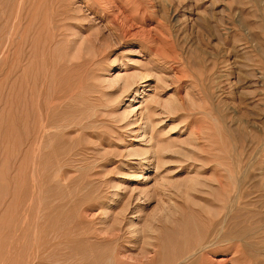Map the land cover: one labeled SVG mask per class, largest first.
I'll return each instance as SVG.
<instances>
[{
	"label": "rangeland",
	"instance_id": "1",
	"mask_svg": "<svg viewBox=\"0 0 264 264\" xmlns=\"http://www.w3.org/2000/svg\"><path fill=\"white\" fill-rule=\"evenodd\" d=\"M143 74L148 78L150 87H138L141 90L136 107L141 105L145 94L150 95L151 101L161 99L158 105L155 100L151 105L155 107L153 111L155 109V112L161 113H151L153 132L147 130L149 135L152 134L151 141L141 143H150L151 146L141 145L150 147V151L140 148L141 137L139 140L138 133L136 136L128 134L133 130L135 120V117L123 120V104L129 96L121 89L123 83L119 85L111 81L116 76H123L124 80L127 76L128 82L139 84ZM112 92L116 96L122 93L123 99L115 103V97H110ZM166 110H174V113ZM24 112L28 113L24 115ZM27 116L28 122H25ZM50 122L58 126L54 130V137L50 141L45 139L40 146L37 136L43 135ZM109 123L114 126L110 127ZM129 123L132 127L124 129L123 126ZM24 125L27 130L23 129ZM170 126L177 130H173V127L169 129ZM37 148H40L38 152ZM98 148L101 150L98 151ZM128 148H133L136 154L141 150L149 152L147 158L151 160L150 164L132 169V163L135 160L137 163L139 155L126 154ZM131 149L128 153H133ZM74 152L78 154L76 160H79L71 166L68 160ZM19 177L21 182L18 181ZM146 179L148 181L145 182ZM121 186L126 189L119 190ZM3 189L8 194L5 195ZM122 190L128 191L127 194ZM25 192H30L26 198ZM118 195L122 196L120 200ZM230 199H235L237 206ZM115 204H121L123 209ZM228 205L235 207L232 208L233 214L240 218L238 231H230L233 228L231 221L222 223L229 213ZM171 208L183 223L179 238L191 236V232L187 231L188 234L185 231V223L196 228L195 235L189 240L191 245L196 239L197 243L200 240L204 243L210 234H215L214 239L218 242L222 237L228 241L231 239L227 243L229 249L224 251L227 245H222L218 249L223 251L209 255L207 264H264V0H0V227L6 228L1 227L5 232L2 231L0 238L6 236L0 240V254L3 255L0 256V264H94L95 260V264H106L101 259L105 255H109L105 259L114 257L113 249L117 244L123 251L120 259L125 260L124 264H135L133 259L140 250L145 249L148 240L155 242L148 246V256L157 250L156 239L153 241L148 236L155 225L158 228L161 226L162 216ZM215 208H220V212L217 210L218 213H215ZM28 210L33 217L28 216ZM52 210L55 212L52 213ZM4 212H8L11 218ZM92 213H95V217ZM5 216L9 218L5 220L7 224ZM149 223L152 228L148 227ZM214 223H217V227ZM30 225H33L32 230ZM222 226L225 229L229 227L225 231ZM108 227H120L122 238L115 242L103 241L108 236ZM22 229L33 238V246H29L28 251L25 250L27 242H24ZM208 230L211 231L208 233ZM33 233L40 235L36 237ZM58 234L62 237L58 238ZM66 236L68 241L71 238L78 240V245L73 244L76 248L69 246L68 241L65 240L68 244L64 242ZM5 237L9 242L6 243ZM241 239L244 248L238 244ZM58 240L63 243H57L60 242ZM93 242L101 246L97 247ZM36 256H44V259H37ZM128 256H132L133 261L126 258Z\"/></svg>",
	"mask_w": 264,
	"mask_h": 264
},
{
	"label": "bare ground",
	"instance_id": "2",
	"mask_svg": "<svg viewBox=\"0 0 264 264\" xmlns=\"http://www.w3.org/2000/svg\"><path fill=\"white\" fill-rule=\"evenodd\" d=\"M76 38V37H75ZM145 68H146V66H145ZM144 69V68H143ZM147 69V68H146ZM41 70V69H40ZM147 71V70H146ZM131 73V72H130ZM139 73V72H138ZM98 74V73H97ZM148 75H149V73H147ZM96 75V74H95ZM100 75V74H99ZM134 75H136L137 76V73L135 74L134 73ZM102 76V75H101ZM115 76V75H114ZM132 76V75H131ZM111 77V76H110ZM139 77V76H138ZM152 77V76H151ZM103 78V77H102ZM147 77L143 74V78H141V81H140V83L139 84H137V82H132V81H127L128 79H127V76H126V79L124 80V78H123V76H116V77H114V78H112L111 79V81L112 82H116L117 84H119L120 85V83L123 85H121L122 87H121V89H123V91H124V93H125V95L127 94V96H129V97H127L126 98V103L125 104H123L124 106L123 107H125V111L124 112H122V115H123V120H125V118H128V117H135L134 119V126H133V130H131V132L129 131V129H128V131L130 132V133H128L129 135H131V133H133V134H135L134 136H136V134L138 133V135H139V137H138V139L141 137V141L139 142L140 143V148H142L143 147V149L145 148V149H147V151H150L149 149H150V147L149 148H146V147H144V146H142L141 147V145H145V146H151V145H147V143L148 142H144V143H146V144H141V143H143L142 141H146V140H148L149 142L151 141V138H152V134L150 133V135L147 133V130L149 129V130H152L151 132H153V127H152V125H153V122H151L150 121V118H152L151 117V113H154L155 112V109H154V111H153V108H155V107H153V106H151V105H153L152 103H153V101L155 100H153V101H151V97H149L148 95L146 96V94L144 95V97L142 98V102H141V105L139 106V107H136V105H135V103H136V101L138 100V97H140L139 96V94H140V90L141 89H139L138 87H141V88H144V87H150V84H148L147 83ZM155 79V78H154ZM102 80V79H101ZM151 81V80H150ZM155 81V80H154ZM103 82H104V80H103ZM146 82V83H145ZM156 82V81H155ZM107 83H109L108 81H107ZM143 83H145V84H143ZM105 84H106V82H105ZM156 84V83H155ZM118 85V86H119ZM153 85V84H152ZM105 86V85H104ZM113 86V85H112ZM120 87V86H119ZM107 88V87H106ZM111 88V87H110ZM113 88H115V85H114V87ZM153 88V87H152ZM151 88V89H152ZM155 88H158V87H156L155 86ZM160 88V87H159ZM38 90H39V88H37ZM104 89V88H103ZM120 89V88H119ZM114 90H116V89H114ZM157 90V89H156ZM52 91V90H51ZM90 91V90H89ZM157 91H159V89L157 90ZM157 91H155L156 93H157ZM160 91H161V89H160ZM159 91V92H160ZM35 92H36V90H35ZM49 92V91H48ZM91 92V91H90ZM98 93H99V91H97ZM103 92V91H102ZM115 92V91H114ZM114 92H112L111 94H110V97L112 96H114L113 98H114V101H115V103H117V102H119V101H121V99H123V96L124 95H122V93H121V95H118V96H116V94L114 93ZM162 92V91H161ZM37 93V92H36ZM39 93V92H38ZM47 93V92H46ZM45 93V94H46ZM107 93V92H106ZM120 93V92H119ZM142 93H144V92H142ZM48 94V93H47ZM51 94V93H50ZM97 94V93H96ZM161 94V93H160ZM44 95V94H43ZM86 95H87V93H86ZM92 95V94H91ZM98 95V94H97ZM156 95H158V94H156ZM155 95V96H156ZM37 96V95H36ZM40 96H42V95H40ZM65 96V95H64ZM63 96V97H64ZM84 96H85V94H84ZM161 96V95H160ZM92 97V96H91ZM145 97H147L146 99H145ZM158 97H159V95H158ZM82 98V97H81ZM156 98H157V96H156ZM58 99H60V98H58ZM68 99V98H67ZM158 99V98H157ZM160 99V98H159ZM158 99V100H159ZM167 99V98H166ZM168 99H170V96L168 97ZM176 99V98H175ZM65 100V99H64ZM90 100V99H89ZM97 100V99H96ZM102 100V99H101ZM100 100V101H101ZM156 101V103L157 102H159V101ZM177 100V99H176ZM67 101V100H66ZM92 101V100H91ZM160 101H161V99H160ZM166 101V100H165ZM172 101V100H171ZM171 101H169V102H171ZM37 102V101H36ZM51 101H48V103H50ZM69 102V101H68ZM26 103V102H25ZM172 103H173V107H175V104H176V102H175V104H174V99H173V101H172ZM181 103V102H180ZM38 104V103H37ZM36 104V105H37ZM58 104H60V103H58ZM90 104V103H89ZM155 104V103H154ZM166 104V103H165ZM171 104V103H170ZM73 105V104H72ZM157 105H158V103H157ZM63 106H64V104H63ZM71 106V105H70ZM162 106H163V108H164V103L162 104ZM180 106H181V104H180ZM37 107H39L38 105H37ZM72 107H75V106H72ZM159 107V106H158ZM165 107H167V104H166V106ZM182 107H184V106H182ZM52 108V107H51ZM102 108V107H101ZM119 108V107H118ZM162 108V109H163ZM169 108H170V105H169ZM172 108V107H171ZM178 108V107H177ZM37 110L39 109V108H36ZM48 109H49V107H48ZM47 109V111H49ZM54 109V108H53ZM53 109H52V111H53ZM100 109V108H99ZM166 109V108H165ZM25 110V109H24ZM69 110V109H68ZM71 110V109H70ZM81 110V109H80ZM83 110V109H82ZM178 110V109H177ZM180 110V109H179ZM41 110H38L37 112H40ZM58 111H60V110H58ZM75 111V110H74ZM118 111V110H117ZM160 111H163V110H160ZM172 112V113H174V110H166V112ZM176 111V110H175ZM23 112V111H22ZM55 112V111H54ZM78 112H79V110H78ZM83 112V111H82ZM115 112V111H114ZM156 112H158V111H156ZM155 112V113H156ZM166 112H164V113H166ZM25 113H28V112H24V115H25ZM41 113V112H40ZM76 113V112H75ZM119 113H120V110H119ZM159 113L160 112H158V115H159ZM64 114V113H63ZM117 114V113H116ZM121 114V113H120ZM119 114V115H120ZM161 114V113H160ZM170 114V113H169ZM168 114V115H169ZM90 115V114H89ZM92 115V114H91ZM90 115V116H91ZM118 115V114H117ZM117 115H115L116 117H118ZM121 115V116H122ZM153 115H155V114H153ZM152 115V116H153ZM170 115H172V114H170ZM23 116V115H22ZM47 117H48V114L46 115ZM120 116V117H121ZM157 116V115H156ZM176 116V118H177V115H175ZM40 117V116H39ZM39 117H37V118H39ZM96 117V116H95ZM115 117V118H116ZM161 117V116H160ZM170 117H172V116H170ZM180 117V116H179ZM23 118V117H22ZM37 118H36V121H37ZM50 118V117H49ZM67 118V117H66ZM111 118H113V117H111ZM119 118V117H118ZM164 118V117H163ZM174 118V117H173ZM172 118V119H173ZM24 119H25V117H24ZM47 119V118H46ZM61 119V118H60ZM60 119H58V120H60ZM68 119V118H67ZM81 119V118H80ZM28 120V116H27V118H26V121L25 122H28L27 121ZM39 120V119H38ZM54 120V119H53ZM57 120V121H58ZM109 120V119H108ZM121 120V119H120ZM166 120V119H165ZM35 121V122H36ZM45 120H43V122H44ZM55 121V120H54ZM86 121V120H85ZM84 121V122H85ZM89 121V120H88ZM127 121V120H126ZM164 121V120H163ZM162 121V122H163ZM173 121H175V120H173ZM172 121V122H173ZM43 122H41V124L43 123ZM46 122V121H45ZM90 122V121H89ZM93 122V121H92ZM101 122V121H100ZM128 122H129V119H128ZM132 123H133V121H131ZM130 122V123H131ZM158 122V121H157ZM157 122H156V124H157ZM162 122H161V124H162ZM167 122H168V120H167ZM23 123V121L21 122V124ZM38 123V122H37ZM56 123V122H55ZM62 124H63V122H61ZM72 123V122H71ZM86 123H87V121H86ZM123 123V122H122ZM130 123L128 124V125H125V126H123V128L125 129V128H129V126H130ZM140 123H143L141 126H140ZM158 123H160V121L158 122ZM164 123V122H163ZM169 123V122H168ZM27 124V123H26ZM39 124V123H38ZM37 124V125H38ZM44 124V123H43ZM92 124H94V123H92ZM120 124H121V122H120ZM125 124V123H124ZM103 125V124H102ZM113 124H111V126H112ZM158 125V124H157ZM172 125V124H171ZM173 125H175L174 123H173ZM25 126V125H24ZM24 126H22V127H24ZM28 126V125H27ZM41 126V125H40ZM73 126V125H72ZM76 126H79V125H76ZM106 126V125H105ZM109 126H110V123H109ZM110 126V127H111ZM114 126V125H113ZM176 126V125H175ZM21 127V128H22ZM38 127H39V125H38ZM57 127L58 126H55L52 122H50L47 126H46V129H44V127H43V135L41 136L40 134L37 136V140L39 139V143H40V146H41V144H42V142H44V141H46L45 139H47V140H51V138L52 137H54L53 136V133H54V130L55 129H57ZM70 127H71V125H70ZM69 127V128H70ZM74 127V126H73ZM130 127H132V126H130ZM159 127V126H158ZM162 127V126H161ZM161 127L159 128V129H161ZM164 127V126H163ZM171 127H173V126H170V128L169 129H171ZM26 128V126L23 128V129H25ZM41 128V127H40ZM62 128V127H61ZM68 128V129H69ZM76 128V127H75ZM113 128V127H112ZM122 128V127H121ZM177 128V127H176ZM34 129H36V128H33V130ZM78 129V128H77ZM85 129V128H84ZM105 129V128H104ZM116 129V128H115ZM135 129V130H134ZM137 129V130H136ZM167 129V128H166ZM25 130H27V129H25ZM39 130V129H38ZM58 130H60V129H58ZM76 130V129H75ZM156 130V129H155ZM158 130V129H157ZM168 130V129H167ZM173 130H177V129H174V127H173ZM24 131V130H23ZM36 132H37V130H35ZM35 131H33V132H35ZM40 131H41V129H40ZM99 131V130H98ZM111 131V130H110ZM120 131V130H119ZM121 131H123V130H121ZM96 132V131H95ZM127 132V131H126ZM168 132V131H167ZM170 132H171V130H170ZM42 133V132H41ZM62 133V132H61ZM60 133V134H61ZM63 133H65V132H63ZM62 133V134H63ZM69 133V132H68ZM120 133V132H119ZM20 134V138H21V133H19ZM28 134V133H27ZM56 134H57V132H56ZM74 134V133H73ZM77 134V133H76ZM75 134V135H76ZM80 134V133H79ZM120 134H122V132L120 133ZM171 134V133H170ZM72 135V134H71ZM71 135H69L70 137H71ZM74 135V136H75ZM109 135V134H108ZM153 135H154V133H153ZM159 135V134H158ZM57 136H58V134H57ZM65 136H67L66 134H65ZM161 136V135H160ZM163 136V135H162ZM23 137V136H22ZM25 137H27V136H25ZM33 137V136H32ZM35 137V136H34ZM63 137H64V135H63ZM79 137V136H78ZM101 137H104V136H101ZM110 137V136H109ZM116 137V136H115ZM124 137V136H123ZM133 137V136H132ZM149 137V138H148ZM159 137V136H158ZM158 137H157V140L158 141H160L159 139H158ZM28 138H30L29 137V135H28ZM62 138V137H61ZM88 138V137H87ZM128 138H129V136H128ZM127 138V139H128ZM155 138V137H154ZM35 140H36V138H34ZM67 139V138H66ZM96 139V138H95ZM104 139V138H103ZM114 139V138H113ZM125 139V138H124ZM123 139V140H124ZM133 139V138H132ZM137 139V138H136ZM178 139V138H177ZM20 140V139H19ZM19 140H18V142H19ZM22 140V139H21ZM33 140V139H32ZM62 140V139H61ZM63 140H65V139H63ZM69 140V139H68ZM71 140H73V139H71ZM70 140V141H71ZM75 140V139H74ZM140 140V139H139ZM165 140H167V139H165ZM181 140H183V139H181ZM94 141V140H93ZM101 141V140H100ZM105 141V140H104ZM108 141H109V139H108ZM126 141V140H125ZM132 141V140H131ZM173 141V140H172ZM171 141V142H172ZM29 142V141H28ZM67 143H68V141H66ZM73 142V141H72ZM90 142V141H89ZM113 142V141H112ZM176 142H178L177 140H176ZM185 142V141H184ZM20 143H21V141H20ZM31 143H33V142H31ZM31 143H30V145H31ZM37 143V142H36ZM50 143V142H49ZM58 143H60V142H58ZM85 143V142H84ZM95 143V142H94ZM109 143V142H108ZM131 143V142H130ZM165 143H166V141H165ZM174 143V142H173ZM179 143H181V141L179 142ZM34 144V143H33ZM32 144V145H33ZM66 144V143H65ZM76 144V143H75ZM91 144V143H90ZM97 144V143H96ZM112 144V143H111ZM159 144V143H158ZM45 145H47V144H45ZM49 145V144H48ZM47 145V146H48ZM61 145V144H60ZM67 145H69V143L67 144ZM102 145V144H101ZM123 145V144H122ZM126 145H127V143H126ZM29 146V145H28ZM36 146V145H35ZM44 146V145H43ZM47 146H45V148L47 147ZM58 146V145H57ZM63 146H65V145H63ZM96 146V145H95ZM105 146H106V144H105ZM111 146H113V145H111ZM117 146V145H116ZM178 146V145H177ZM56 146L54 145V148H55ZM62 147V146H61ZM74 147V146H73ZM108 147V146H107ZM159 147V146H158ZM30 148H31V146H30ZM44 148V149H45ZM51 147H49V149H50ZM67 148H69L68 146H67ZM72 148V147H71ZM76 148V147H75ZM83 148V147H82ZM81 148V149H82ZM97 148V147H96ZM103 148H105V147H102V149ZM153 148V147H152ZM164 148H166V147H164ZM170 147H168V149H169ZM173 148H175V147H173ZM172 148V149H173ZM33 149H34V146H33ZM38 150H36L37 152L39 151V149L40 148H37ZM65 149H66V147H65ZM73 149V148H72ZM86 149H88V147L86 148ZM90 149V148H89ZM115 149V148H114ZM122 149V148H121ZM131 148H128V152H129V150H130ZM137 149V148H136ZM167 149V150H168ZM171 149V148H170ZM169 149V150H170ZM26 150V149H25ZM43 150V149H42ZM46 150H48V149H46ZM51 150H53V147H52V149ZM57 150V149H56ZM99 150H101V148L99 149L98 148V151ZM105 150V149H104ZM108 150V149H107ZM132 151H133V153H131V151H130V153H128V152H126V154H130V156L131 155H139L140 157H142L141 159H140V157L139 156H137L138 158V161H137V163H135V161H134V163H132V169L133 168H136V167H139L140 165H141V167H142V165L143 164H150V161L151 160H148V158H147V155H150V154H148V153H145L146 152V150L144 151V153H142L143 151L141 150H139V148H138V151H140V153L138 154H136V151L132 148L131 149ZM35 151V152H36ZM61 151V150H60ZM74 151V150H73ZM93 151H94V149H93ZM98 151H97V153H98ZM112 151V150H111ZM115 151V150H114ZM120 151V150H119ZM123 151H124V149H123ZM122 151V152H123ZM161 151H162V149H161ZM172 151V150H171ZM174 151H176V150H174ZM180 151V150H179ZM32 152V151H31ZM54 152V151H53ZM66 152H67V150H66ZM76 152V151H75ZM75 152L74 153H72L70 156H69V160H68V162L71 164V166L72 165H74V163L77 161V160H79L78 158H77V160H76V157L75 156H77L78 157V154H75ZM89 152V151H88ZM87 152V153H88ZM96 152V151H95ZM117 152V151H116ZM153 152V151H152ZM173 152V151H172ZM26 153V152H25ZM47 153V152H46ZM55 153H57V151L55 152ZM58 153H60V152H58ZM62 153H63V150H62ZM103 153V152H102ZM112 153V152H111ZM176 154L178 153V152H175ZM28 154V153H27ZM42 154V153H41ZM64 154V153H63ZM62 154V155H63ZM75 154V155H74ZM83 154H84V152H83ZM119 154V153H118ZM125 154V153H124ZM124 154H122V155H124ZM145 154H146V156H145ZM162 155H163V153H161ZM160 153H159V155L160 156H162ZM179 154L180 155H183V154H181L180 152H179ZM28 155H30V154H28ZM35 155H36V153H35ZM60 155H61V153H60ZM61 155V156H62ZM65 155V154H64ZM85 155V154H84ZM93 155H95V154H93ZM93 155H92V157H93ZM153 155V154H152ZM23 156H26V155H23ZM22 156V157H23ZM40 156V155H39ZM43 156V155H42ZM53 156H54V154H53ZM82 156V155H81ZM88 156H90V155H88ZM88 156H85V157H88ZM110 156V155H109ZM154 156V155H153ZM158 156V155H157ZM28 157H30V156H28ZM37 157V156H36ZM44 157V156H43ZM47 157H49V156H47ZM58 157H60V156H58ZM67 157V156H66ZM91 157V156H90ZM96 157V156H95ZM95 157L93 158L94 160H95ZM155 157V156H154ZM165 157V156H164ZM33 158H34V156H33ZM51 158V157H50ZM49 158V159H50ZM63 158V157H62ZM68 158V157H67ZM83 158V157H82ZM81 158V159H82ZM120 158V157H119ZM151 158H152V156H151ZM163 158V157H162ZM161 158V159H162ZM26 159H28V158H26ZM37 159V158H36ZM43 159V158H42ZM52 159V158H51ZM80 159V160H81ZM86 159V158H85ZM115 159V158H114ZM134 159H136V158H134ZM165 160H166V158H164ZM163 159V160H164ZM34 160H35V158H34ZM40 160V165H41V158L39 159ZM56 160V159H55ZM63 160V159H62ZM89 160V159H88ZM87 160V161H88ZM120 160V159H119ZM152 160H154V159H152ZM163 160H162V162H163ZM27 161H29V160H26V162ZM32 161V160H31ZM64 161V160H63ZM90 161V160H89ZM97 161V160H96ZM43 162V161H42ZM45 162V161H44ZM52 162V161H51ZM99 162V161H98ZM105 162H107V161H105ZM119 162V161H118ZM140 162V163H139ZM164 162H166L167 163V161H164ZM84 164H85V162H83ZM87 163V162H86ZM90 163V162H89ZM89 163H87L88 165H89ZM126 163V162H125ZM157 162H155V164H156ZM27 164V163H26ZM81 164V163H80ZM83 164V165H84ZM86 164V165H87ZM91 164V163H90ZM95 164H97V163H95ZM104 164V163H103ZM128 164V163H127ZM163 165H165L166 166V164L165 163H162ZM21 165H23V162L21 163ZM46 165H48V164H46ZM50 165V164H49ZM65 165V164H64ZM154 165V164H153ZM157 166H160V165H158V164H156ZM42 166H44L43 164H42ZM42 166H40V167H42ZM104 166H106L105 164H104ZM131 166V165H130ZM18 167H20V166H18ZM56 167H57V165H56ZM64 167V166H63ZM98 167V166H97ZM122 167V166H121ZM126 167H128V166H126ZM146 167V166H145ZM152 167V166H151ZM162 167H164V166H161V168ZM21 168H22V166H21ZM36 168H38V166H36ZM46 168V167H45ZM48 168V167H47ZM46 168V169H47ZM51 168V167H50ZM65 168V167H64ZM63 168V169H64ZM71 168V167H70ZM73 168V167H72ZM75 168V167H74ZM94 168H96V167H94ZM107 167H105V169H106ZM149 168V167H148ZM160 168V167H159ZM165 168V167H164ZM163 168V169H164ZM190 168V167H189ZM24 169V168H23ZM65 169H67V168H65ZM129 169V168H128ZM132 169H130V170H132ZM156 169H157V167H156ZM169 169V168H168ZM192 169V168H191ZM190 169V170H191ZM55 170H58V169H55ZM70 170V169H69ZM135 170V169H134ZM147 170H149V169H147ZM159 170H162V169H159ZM159 170H158V172H159ZM166 170V169H165ZM34 171H35V169H34ZM37 171V170H36ZM39 171V170H38ZM41 171H42V169H41ZM123 171H125V170H123ZM143 171V170H142ZM151 171V170H150ZM156 171V170H155ZM163 171V170H162ZM45 172V171H44ZM58 172H60V171H58ZM75 172V171H74ZM79 172V171H78ZM111 172H112V170H111ZM122 172V171H121ZM127 172V171H126ZM134 172V171H133ZM168 172V171H167ZM73 173V172H72ZM72 173H71V176H72ZM86 173V172H85ZM99 173H101V172H99ZM107 173V172H106ZM116 173V172H115ZM131 173V172H130ZM136 173V172H135ZM141 174H142V172H140ZM155 173V172H154ZM157 173V172H156ZM164 173H166V172H164ZM169 173V172H168ZM29 174V173H28ZM44 174V173H43ZM51 174V173H50ZM64 174V173H63ZM66 174V173H65ZM68 175H69V173H67ZM66 174V175H67ZM91 174H93V172L91 173ZM162 174V173H161ZM37 175H39V174H37ZM52 175V174H51ZM67 175V176H68ZM90 175V174H89ZM94 175H96V174H94ZM106 175V174H105ZM104 175V176H105ZM121 175V174H120ZM140 175V174H139ZM138 175V176H139ZM144 175V174H143ZM35 176V175H34ZM44 176H45V174H44ZM65 176V175H64ZM74 176V175H73ZM97 176V175H96ZM96 176H94V177H96ZM99 176V175H98ZM117 176V175H116ZM124 176H125V174H124ZM126 176H127V174H126ZM125 176V177H126ZM131 176V175H130ZM141 176V175H140ZM20 177H23L24 178V176H20ZM19 177V180L18 181H20L21 182V178ZM53 177V176H52ZM90 177V176H89ZM91 177H93L92 175H91ZM120 177V176H119ZM118 177V178H119ZM123 177V176H122ZM128 177V176H127ZM132 177V176H131ZM134 177V176H133ZM148 177L150 178V176L148 175ZM68 178V177H67ZM78 177H76V179H77ZM83 178H85V177H83ZM135 178V177H134ZM146 178H147V175H146ZM75 179V178H74ZM102 179H104V178H102ZM109 179V178H108ZM148 179V178H147ZM145 180V182L146 181H148V180ZM27 180V179H26ZM67 181L69 180V179H66ZM113 180V179H112ZM44 181V180H43ZM48 181V180H47ZM53 181V180H52ZM66 181V182H67ZM95 181V180H94ZM99 181H100V179H99ZM6 182H8V181H6ZM23 182H25V181H23ZM22 182V183H23ZM50 182V181H49ZM78 182H80V181H78ZM82 182V181H81ZM115 182H117V181H115ZM144 182V181H143ZM73 183V182H72ZM71 183V184H72ZM109 183H110V179H109ZM108 183V184H109ZM192 183V182H191ZM21 184V183H20ZM50 184H51V182H50ZM50 184H49V186H50ZM3 185V184H2ZM9 185H10V183H9ZM22 185V184H21ZM94 185V184H93ZM101 185H103V184H101ZM122 185H125V184H122ZM194 185V184H193ZM192 185V186H193ZM95 186V185H94ZM127 186V185H126ZM15 187V186H14ZM27 187V186H26ZM102 187V186H101ZM125 186H121L120 187V189L119 190H121V189H123ZM3 188V187H2ZM51 188V187H50ZM64 188V187H63ZM62 188V189H63ZM93 188H95V187H93ZM21 189H23V187L22 188H19L18 190L19 191H21ZM27 189V188H26ZM124 189H126V188H124ZM4 190V189H3ZM17 190V189H16ZM117 190V189H116ZM119 190H117V191H119ZM216 190V189H215ZM5 191V190H4ZM50 191V190H49ZM123 191V193L124 192H126V190H122ZM210 191V190H209ZM208 191V192H209ZM51 192V191H50ZM128 192V191H127ZM127 192L125 193V194H127ZM207 192V193H208ZM6 191H5V195H6ZM30 193V192H29ZM28 193V194H29ZM32 193V192H31ZM56 193V192H55ZM238 193H241V192H238ZM8 194V193H7ZM17 194H18V192H17ZM24 194H26V192L24 193ZM28 194H26V195H24L25 196V198L27 197V195ZM53 194V193H52ZM205 194H206V192H205ZM10 195V194H9ZM8 195V196H9ZM19 195H20V193H19ZM30 195V194H29ZM31 195H34L33 193L31 194ZM213 195V194H212ZM108 196V195H107ZM127 196V195H126ZM125 196V197H126ZM214 196V195H213ZM15 197V196H14ZM20 197V196H19ZM19 197H18V200H19ZM35 196H33V198H32V200L34 201V198ZM118 197V199L120 200L121 198H122V196L121 195H118L117 196ZM243 197H245V195H243ZM30 198V199H31ZM116 198V197H115ZM124 198V197H123ZM142 198V197H141ZM141 198H138L139 200H141ZM28 199V198H27ZM61 199V198H60ZM145 199V198H144ZM192 199V198H191ZM236 199H237V197H236ZM239 199V198H238ZM15 200H17V198L15 199ZM15 200H14V202H15ZM24 200V199H23ZM26 200V199H25ZM103 200V199H102ZM124 200V199H123ZM231 200V199H230ZM194 201V200H193ZM231 201H233V203H235L236 204V201H235V199L234 200H231ZM235 201V202H234ZM238 201V200H237ZM14 202L12 201L11 203H12V205L14 204ZM110 202V201H109ZM108 202V203H109ZM196 202V201H195ZM194 202V203H195ZM230 202V201H229ZM228 202V199H227V203H229ZM11 203H9V204H11ZM105 203V202H104ZM124 203V202H123ZM123 203H121V204H123ZM130 203H132V202H130ZM143 203V202H142ZM225 203V202H224ZM223 203V204H224ZM16 204V203H15ZM17 204H19V203H17ZM101 204V203H100ZM106 204V203H105ZM111 204V203H110ZM113 204V203H112ZM118 204V203H117ZM117 204H115L116 206H117ZM120 204V205H121ZM173 204V203H172ZM172 204H169V206L170 205H172ZM198 204V203H197ZM33 205V204H32ZM102 205V204H101ZM101 205H99V206H101ZM114 205V206H115ZM120 205H118V206H120ZM176 205V204H175ZM199 205V204H198ZM213 205V204H212ZM227 205V204H226ZM233 205V204H232ZM242 205H245V204H242ZM241 205V206H242ZM248 205V204H247ZM15 206V205H14ZM13 206V207H14ZM19 206V205H18ZM24 206V205H23ZM37 206V205H36ZM117 206V207H118ZM122 206V205H121ZM120 206V207H121ZM129 206V205H128ZM222 206V205H221ZM229 206V205H228ZM234 206V205H233ZM233 206H231L232 208H235V207H233ZM235 206H237V204L235 205ZM246 206V205H245ZM104 207H105V205H104ZM124 207V206H123ZM171 207H174L173 205L171 206ZM179 207V206H178ZM198 207V206H197ZM215 207V206H214ZM239 207V206H238ZM14 208H16V206L14 207ZM27 208V207H26ZM114 208V207H113ZM122 208V207H121ZM224 208H226L225 206H224ZM223 208V209H224ZM227 208H230V206L229 207H227ZM227 208H226V211H227ZM232 208H230V210H229V213L226 215V217H225V215H223V217H225L224 219H223V222L222 223H224V221H231V224L233 225V228L231 227V232L232 231H238V230H240L239 229V223H240V218H238L237 217V215L234 213L233 214V212H234V209H232ZM243 208V207H242ZM9 209V208H8ZM13 208H11V210H12ZM17 209V208H16ZM20 209V208H19ZM105 209V208H104ZM108 209V208H107ZM118 209V208H117ZM123 209V208H122ZM180 209V208H179ZM183 209H185V208H183ZM182 209V210H183ZM201 209H203V206H202V208ZM200 209V210H201ZM220 209V208H219ZM219 209H217V208H215V213L217 212L218 213V211L220 212V210ZM222 209V208H221ZM236 209H237V207H236ZM244 209V208H243ZM6 210V209H5ZM18 210V209H17ZM16 210V211H17ZM24 210V209H23ZM106 210V209H105ZM111 210V209H110ZM127 210V209H126ZM188 207H187V213H188ZM218 210V211H217ZM225 210V209H224ZM237 210H239V208L237 209ZM249 210V209H248ZM20 211V210H19ZM37 211V210H36ZM115 211H116V209H115ZM119 211V210H118ZM194 211V210H193ZM202 211V210H201ZM200 211V212H201ZM204 211H206V209H204ZM222 211V210H221ZM250 211H251V209H250ZM253 211V210H252ZM30 211L28 210V213H29ZM54 212H55V210H54ZM53 212V210H52V213H54ZM110 212H112V211H109V213ZM122 212V211H121ZM120 211H119V213H121ZM243 213L245 212V210L244 211H242ZM255 212H257V211H255ZM8 213V212H7ZM7 213H3V214H6V216H8V217H10L11 215L8 213V215H7ZM17 213V212H16ZM23 213V212H22ZM21 213V214H22ZM62 213V212H61ZM114 213V212H113ZM116 213H117V211H116ZM123 213V212H122ZM2 214V215H3ZM18 214V213H17ZM26 214V213H25ZM88 215H89V211H88V213H87ZM86 214V215H87ZM107 214V213H106ZM194 214V213H193ZM221 214V213H220ZM14 215H16V214H14ZM19 215V214H18ZM32 216V213L30 212V214H28V216ZM58 215H60V213H58ZM57 215V216H58ZM62 215V214H61ZM92 215H93V213H92ZM94 215H95V213H94ZM93 215V217H95ZM178 215V214H177ZM6 216H5V218H4V221L6 220V219H9V218H6ZM57 216H56V219H58L57 218ZM64 216V215H63ZM63 216H61V218L63 217ZM90 216V215H89ZM116 216V215H115ZM118 216V215H117ZM187 216H188V214H187ZM192 216H194V215H192ZM1 217H3V216H1ZM27 217V216H26ZM25 217V218H26ZM33 217V216H32ZM31 217V218H32ZM53 217V216H52ZM69 217V216H68ZM92 217V218H93ZM163 218H162V224H161V226L158 228L156 225H155V227H153V229H149L150 230V234H149V236H148V239H151V240H155V241H157L156 242V245H155V247H156V249L157 250H155V253H153V255L152 256H148L149 255V252L147 251L148 249L147 248H149V247H151L152 245L151 244H153V243H155V242H151L150 240H148V242H146V246H145V249L144 250H140V252L138 253V256H136L133 260L134 261H136V263L135 264H207L208 263V261H210L209 260V255H212V254H215V253H218V252H222L223 250H219L218 248H220V247H222V245H227V243L231 240H226V239H224V237H222V240L220 241V242H218V241H216L214 238H216L215 237V234H214V236L213 235H211L210 234V237H206V240L207 241H205L204 243H202L203 241H201L200 239V241H199V243H197L198 241H197V239H196V241L194 242V243H192V245H191V238L195 235V227L193 228V225H191V224H189V226L187 225V223H185L184 225L186 226V229H185V231L187 232V231H189V232H191V236H190V234H189V232H187L188 234H189V236L188 237H180L179 238V236H178V234H180L181 233V230H180V226L183 224L182 223V221H180L179 219H177L176 218V215H175V210H173V208H171L170 210H167L166 211V214L165 215H163L162 216ZM11 218V217H10ZM21 218V217H20ZM24 218V219H25ZM196 218V217H195ZM194 218V219H195ZM222 218V217H221ZM251 218V217H250ZM13 219V218H12ZM54 220H55V218H53ZM115 219H116V217H115ZM181 219V218H180ZM187 219V218H186ZM189 219V218H188ZM1 220V219H0ZM32 220V219H31ZM58 220H60V219H58ZM112 220V219H111ZM179 220V221H178ZM197 220V219H196ZM246 220V219H245ZM6 221H8V220H6ZM6 221H5V223H6ZM11 221V220H10ZM18 221H20V219L18 220ZM56 221V220H55ZM54 221V222H55ZM67 221V220H66ZM100 221V220H99ZM103 221V220H102ZM113 221V220H112ZM183 221H186V220H183ZM195 221V220H194ZM197 221H199V220H197ZM58 222H60V221H58ZM62 222H63V220H62ZM154 222V221H153ZM187 222V221H186ZM245 222V221H244ZM4 223V224H5ZM10 223H12V221L10 222ZM19 223V222H18ZM33 224H34V222H32ZM36 223V222H35ZM66 223V222H65ZM97 223V222H96ZM95 223V224H96ZM101 223V222H100ZM133 223H134V221H133ZM195 223V222H194ZM193 223V224H194ZM198 223V222H197ZM212 223V222H211ZM7 224V223H6ZM30 224V223H29ZM52 224V223H51ZM73 224V223H72ZM84 224V223H83ZM198 224H200V223H198ZM215 224V223H214ZM217 224V223H216ZM215 224V225H216ZM227 224V222L224 224V225H226ZM228 224H230V222L228 223ZM244 224V223H243ZM242 224V225H243ZM79 225V224H78ZM77 225V226H78ZM81 225V224H80ZM154 225V224H153ZM195 225V224H194ZM206 225H207V223H206ZM209 225H211V224H209ZM221 225H223V224H221ZM220 225V226H221ZM247 225V224H246ZM258 225H260V224H258ZM31 226H33V225H30V227ZM35 226H38V225H36L35 224ZM57 226V225H56ZM60 226H61V224H60ZM60 226H57V227H60ZM75 226V227H74ZM73 227L74 228H76V224L74 225ZM129 226H130V224H129ZM128 226V227H129ZM201 226V225H200ZM208 226V225H207ZM2 227V226H1ZM1 227H0V234L2 235V231H4V230H1ZM56 227V228H57ZM64 227V226H63ZM73 227H71V228H73ZM130 227H132V226H130ZM148 227H150V223H149V226ZM157 227V228H156ZM197 227H198V225H197ZM202 227H203V229H204V226L202 225ZM216 227H217V225H216ZM229 227V226H228ZM227 226H226V229H225V227L223 228V226H222V229H224L225 231L227 230V228H228ZM243 227V226H242ZM244 227H246V226H244ZM248 227V226H247ZM256 227V226H255ZM3 228V227H2ZM35 228H37V227H35ZM34 228V232H36V229ZM73 228V229H74ZM120 228V227H119ZM119 228L118 229H116V228H107L108 230L107 231H109L108 233H107V231H106V235H108L107 237H104V240L103 241H108V242H115V241H119L121 238H122V235L119 233V231L121 230H119ZM150 228H152V226L150 227ZM205 228H206V226H205ZM210 228H212V227H210ZM209 228V229H210ZM214 228V227H213ZM252 228H254V227H252ZM3 229H6V228H3ZM29 229V228H28ZM53 229V228H52ZM58 229V228H57ZM60 229H61V227H60ZM60 229H58V230H60ZM93 229V228H92ZM103 230H104V228H102ZM124 229V228H123ZM219 229V228H218ZM24 229H22L21 231L22 232H24V234L22 235L23 236V239H24V242L26 241L27 242V244H25L24 246H25V250L26 251H28L27 249L29 248V246H33L32 244H31V239H33L30 235H28V232H26V230L25 231H23ZM31 230H32V227H31ZM30 230V231H31ZM56 230V229H55ZM62 230V229H61ZM61 230H60V232H61ZM75 230V229H74ZM83 230V229H82ZM100 230V229H99ZM163 230H164V232H163ZM206 230V229H205ZM215 230V229H214ZM217 230V229H216ZM220 230H221V228H220ZM44 231V230H43ZM66 231V230H65ZM76 231V230H75ZM79 231V230H78ZM80 231H81V228H80ZM102 231V230H101ZM100 231V232H101ZM166 231V232H165ZM184 231V230H183ZM184 231V232H185ZM202 231V230H201ZM211 230H208V233L210 232ZM222 231V230H221ZM224 231V232H225ZM229 231V232H230ZM249 231V230H248ZM256 231V230H255ZM5 232V231H4ZM21 232V233H22ZM37 232H39L38 230H37ZM52 232H55V231H52ZM58 232V231H57ZM70 232V231H69ZM102 232H104V231H102ZM197 232V231H196ZM245 232H246V230H245ZM18 233H20V231L18 232ZM40 233V232H39ZM47 233V232H46ZM56 233V232H55ZM61 233H65V232H61ZM75 233V232H74ZM73 233V234H74ZM77 233V232H76ZM198 233H200V232H198ZM206 233V232H205ZM215 233H216V231H215ZM247 233V232H246ZM250 233V232H249ZM248 233V234H249ZM34 234V233H33ZM41 234V233H40ZM40 234H38V236H36V234H34L36 237H39V235ZM49 234H51V231L49 232ZM104 234V233H103ZM219 234V233H218ZM239 234V233H238ZM17 235H19V234H17ZM42 235V234H41ZM77 235H81V234H77ZM76 235V236H77ZM155 235V236H154ZM216 235H217V233H216ZM235 235V234H234ZM246 235V234H245ZM4 236H6V235H4ZM4 236H2V237H4ZM8 236V235H7ZM21 236V235H20ZM19 236V237H20ZM57 236V235H56ZM60 234H58V238H60ZM71 236V235H70ZM154 236V237H153ZM201 236V235H200ZM200 236H199V238H200ZM208 236V235H207ZM1 237V238H2ZM41 237V236H40ZM62 237V236H61ZM73 237H75V235L73 236ZM78 237V236H77ZM77 237H75V238H77ZM81 237V236H80ZM98 237V236H97ZM202 237V236H201ZM218 237V236H217ZM246 237H247V235H246ZM245 237V238H246ZM255 237V236H254ZM0 238V240H3V239H1ZM13 238V237H12ZM12 238H9L10 240L12 239ZM16 238V237H15ZM42 238H43V236H42ZM47 238V237H46ZM93 238V240H94V237H92ZM91 238V239H92ZM185 238H187V240L185 239ZM219 238V237H218ZM228 238H229V236H228ZM251 238H252V236H251ZM8 239V238H7ZM6 239V237H5V241L7 240ZM34 239H35V237H34ZM56 239H57V237H56ZM80 239H82V238H80ZM84 239V238H83ZM87 240H89V238H86ZM236 240H237V238H235ZM47 240V239H46ZM51 240H52V238H51ZM53 240H54V237H53ZM62 240V239H61ZM61 240H58V241H60V242H57V243H61L62 241ZM64 240V242H65V240L66 241H68L67 240V236H66V238L65 239H63ZM85 240V239H84ZM86 240V241H87ZM92 240V241H93ZM153 240V241H154ZM190 240V241H189ZM194 240V239H193ZM235 240V241H236ZM251 240V239H250ZM5 241H3V242H5ZM35 241H38L37 240V238L35 239ZM80 241V240H79ZM92 241H90V242H92ZM239 241H241V242H238V244L240 243H242V239L241 240H239ZM7 242H9V240L8 241H6V243ZM17 242V241H16ZM76 242H78V240L76 239V241H75V239L74 238H71L69 241H68V243L67 242H65V243H67L69 246H72L73 244L75 245V244H77ZM85 243V241H80V243ZM101 242V241H100ZM107 242V243H108ZM222 242H224L223 244H222ZM231 242V241H230ZM233 242V241H232ZM246 242V241H245ZM10 243H12V241L10 242ZM15 243V242H14ZM14 243H12V244H14ZM22 243H23V240H22ZM42 243V242H41ZM53 243V242H52ZM56 243V242H55ZM56 243V245H58ZM63 243V242H62ZM189 243H190V246H189ZM236 243H237V241H236ZM235 243V244H236ZM1 244H3V243H1ZM93 244H95L96 245V243L95 242H93ZM92 244V245H93ZM109 244V243H108ZM116 244V243H115ZM233 244H234V242H233ZM234 244V245H235ZM240 244H239V246H240ZM246 244H248V243H246ZM251 244V243H250ZM15 245V244H14ZM18 245V244H17ZM23 245V244H22ZM34 245H35V242H34ZM50 245H52V244H49V246ZM53 245L55 246V244L53 243ZM52 245V246H53ZM64 245V244H63ZM73 245V247H75L76 248V246H74ZM78 245V244H77ZM80 245V244H79ZM95 245H93L94 246V248H95ZM113 245V244H112ZM118 245L119 244H117L116 245V248L115 249H113V250H115V252L113 251V253H114V257H112L113 258V260H112V258H111V256H110V258H104V257H107V256H109V255H105V256H103V258L101 259V261H102V263H103V261H105L106 262V264H109L110 262L111 263H113V264H124L125 263V260H122V259H120V255H122V253H123V251H122V249H121V251H120V248H118ZM230 245H231V243H230ZM243 244H241V246H242ZM3 246H4V244H3ZM13 246V245H12ZM49 246H48V248H49ZM83 245H81V247H82ZM85 246V245H84ZM97 246V245H96ZM98 246H101V244L99 245L98 244ZM97 246V247H98ZM114 246V245H113ZM149 246V247H148ZM224 246V247H225ZM253 246V245H252ZM30 247V248H31ZM41 247V246H40ZM45 247V246H44ZM63 247H65V245L63 246ZM67 247V246H66ZM105 247V246H104ZM103 247V248H104ZM234 247V246H233ZM243 247V246H242ZM18 248V251L20 250V248L19 247H17ZM47 248V247H46ZM62 248V247H61ZM72 248V247H71ZM75 248H72V249H74L75 250ZM84 248H86V247H84ZM89 248V247H88ZM100 248V247H99ZM106 248H107V246H106ZM112 248V247H111ZM236 248V247H235ZM244 248V247H243ZM57 249V248H56ZM92 249V248H91ZM98 248H96V250H97ZM229 249V245H227L225 248H224V251H227ZM254 249V248H253ZM9 250V249H8ZM47 250V249H46ZM51 250H52V247H51ZM62 251H63V249H61ZM69 250V249H68ZM68 250H65V251H67V252H69L70 253V251H68ZM77 250H78V248H77ZM99 250V249H98ZM10 251V250H9ZM9 251H8V253H9ZM49 251V250H48ZM237 251V250H236ZM2 252V251H1ZM0 252V253H1ZM7 252V251H6ZM16 252H17V250H16ZM25 252V251H24ZM52 252H54V250L52 251ZM97 252V251H96ZM241 252H242V250H241ZM11 253V252H10ZM27 253V252H26ZM58 253V252H57ZM68 253V254H69ZM74 252H73V250H72V254H73ZM79 253V252H78ZM245 253V252H244ZM2 254V253H1ZM0 254V256H3V255H1ZM4 254V253H3ZM6 254V253H5ZM4 254V255H5ZM36 254H38V253H36ZM55 254H56V252H55ZM242 254V253H241ZM7 255H9L10 256V254H7ZM80 255H82V254H80ZM111 255H112V253H111ZM6 256V255H5ZM5 256L3 257V259H2V262H3V260L5 259ZM25 256H26V254H25ZM35 256V255H34ZM33 256V257H34ZM40 256V255H39ZM38 256V257H39ZM44 256H45V254H44ZM43 256V257H44ZM74 256V255H73ZM99 256V255H98ZM123 256H126V255H124L123 254ZM122 256V257H123ZM12 257V256H11ZM15 257V256H14ZM37 257V256H36ZM38 257H37V259H38ZM42 257V256H41ZM41 257H39V258H41ZM41 258V260L42 259H44V258ZM50 257V256H49ZM75 257V256H74ZM132 257V256H131ZM131 257H126V258H131ZM48 258V257H47ZM47 258H45V260H47ZM63 258V257H62ZM84 258V257H83ZM114 258H115V260H114ZM125 258V257H124ZM237 258H238V256H237ZM240 258V257H239ZM11 258H9V260H10ZM18 259V258H17ZM25 259V258H24ZM33 259V261H34V258H31V260ZM75 259V258H74ZM95 259V258H94ZM110 259V260H109ZM8 260V259H7ZM6 260V261H7ZM35 260H36V258H35ZM51 260V259H50ZM61 260V259H60ZM92 260V259H91ZM131 260H132V258H131ZM132 260V261H133ZM5 261V262H6ZM12 261H13V259H12ZM93 261V260H92ZM234 261V260H233ZM241 261V260H240ZM11 262V261H10ZM59 262V261H58ZM71 262V261H70ZM75 262H76V260H75ZM81 262V261H80ZM115 262V263H114ZM12 263V262H11ZM11 263H9V264H11ZM67 263V262H66ZM73 263V262H72ZM77 263V262H76ZM95 263H97L96 262V260H95V262H94V264ZM101 263V262H100ZM6 264V263H5ZM34 264V263H33ZM83 264H85V263H83ZM98 264H99V262H98Z\"/></svg>",
	"mask_w": 264,
	"mask_h": 264
}]
</instances>
